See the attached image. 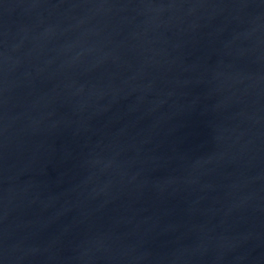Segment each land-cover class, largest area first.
<instances>
[{"label":"water","instance_id":"95a60500","mask_svg":"<svg viewBox=\"0 0 264 264\" xmlns=\"http://www.w3.org/2000/svg\"><path fill=\"white\" fill-rule=\"evenodd\" d=\"M262 113L264 0H0V264Z\"/></svg>","mask_w":264,"mask_h":264}]
</instances>
